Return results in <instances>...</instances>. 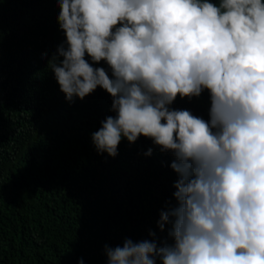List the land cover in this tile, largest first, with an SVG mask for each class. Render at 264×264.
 I'll list each match as a JSON object with an SVG mask.
<instances>
[{
	"label": "clouds",
	"instance_id": "clouds-1",
	"mask_svg": "<svg viewBox=\"0 0 264 264\" xmlns=\"http://www.w3.org/2000/svg\"><path fill=\"white\" fill-rule=\"evenodd\" d=\"M57 3L60 91L112 98L97 153L144 137L178 177L158 222L172 243L127 239L105 247L107 264H264V0Z\"/></svg>",
	"mask_w": 264,
	"mask_h": 264
},
{
	"label": "trees",
	"instance_id": "trees-1",
	"mask_svg": "<svg viewBox=\"0 0 264 264\" xmlns=\"http://www.w3.org/2000/svg\"><path fill=\"white\" fill-rule=\"evenodd\" d=\"M59 12L57 0H0V264H107L105 247L127 239L172 243L158 222L176 203L173 156L144 137L97 153L112 98L60 91L48 67L65 41Z\"/></svg>",
	"mask_w": 264,
	"mask_h": 264
}]
</instances>
